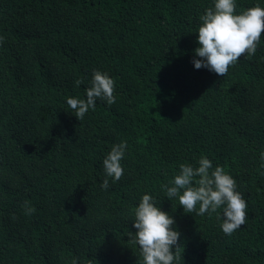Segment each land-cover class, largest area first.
Masks as SVG:
<instances>
[{
    "label": "trees",
    "instance_id": "obj_1",
    "mask_svg": "<svg viewBox=\"0 0 264 264\" xmlns=\"http://www.w3.org/2000/svg\"><path fill=\"white\" fill-rule=\"evenodd\" d=\"M257 4L236 0V12ZM210 7L0 0V264H142L129 233L145 194L174 218L178 264H264V34L225 77L196 69ZM96 70L114 79L116 102L97 99L79 121L67 99H86ZM123 141L124 174L113 182L103 160ZM205 156L247 202L230 236L222 209L185 213L162 187Z\"/></svg>",
    "mask_w": 264,
    "mask_h": 264
},
{
    "label": "clouds",
    "instance_id": "obj_2",
    "mask_svg": "<svg viewBox=\"0 0 264 264\" xmlns=\"http://www.w3.org/2000/svg\"><path fill=\"white\" fill-rule=\"evenodd\" d=\"M236 0H214V7L201 15L198 29L199 47L194 60L196 69L207 68L219 76L225 77L230 67L235 66L242 56L254 55L264 34V7L257 4L241 13L236 12ZM5 37L0 36V44ZM83 83L76 81L79 85ZM115 81L108 73L94 71L91 86L86 89V99L68 98L67 104L82 121L89 111L96 107L97 99L109 106L116 102L114 96ZM127 141L112 147L103 166L107 177L113 182L119 181L123 174L122 159L125 157ZM172 186L163 185L167 198L178 197L185 213L199 210L197 215H211L222 209V231L232 235L246 223L247 202L238 192L236 180L223 167L216 166L206 156L201 157L198 167L181 164L180 171L171 181ZM101 187L107 189L109 180H103ZM25 214L31 215L36 209L25 202ZM134 227L138 230L134 236L129 233L132 243L141 250L142 264H178L181 259L180 233L173 227L175 221L160 207L156 206L153 196L145 194L134 210ZM219 218V217H218ZM175 249V251H173Z\"/></svg>",
    "mask_w": 264,
    "mask_h": 264
}]
</instances>
